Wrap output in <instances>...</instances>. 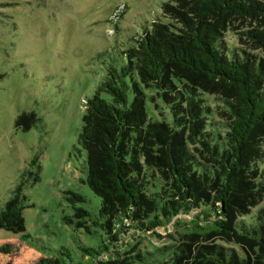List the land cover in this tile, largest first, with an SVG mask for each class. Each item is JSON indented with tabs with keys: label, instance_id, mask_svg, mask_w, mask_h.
I'll return each instance as SVG.
<instances>
[{
	"label": "trees",
	"instance_id": "16d2710c",
	"mask_svg": "<svg viewBox=\"0 0 264 264\" xmlns=\"http://www.w3.org/2000/svg\"><path fill=\"white\" fill-rule=\"evenodd\" d=\"M160 10L115 51L85 103L78 143L103 236L83 251L91 264H264V59L254 53L264 56V0ZM229 33L244 47L229 46ZM35 122L21 113L15 126ZM22 187L0 211L1 230L25 231ZM169 224L173 243L139 248L140 235Z\"/></svg>",
	"mask_w": 264,
	"mask_h": 264
},
{
	"label": "rangeland",
	"instance_id": "374dc122",
	"mask_svg": "<svg viewBox=\"0 0 264 264\" xmlns=\"http://www.w3.org/2000/svg\"><path fill=\"white\" fill-rule=\"evenodd\" d=\"M168 1L0 0V211L20 183L27 204L24 232L0 229V264H91L83 249L96 248L103 235L78 143L85 103L115 51L149 28ZM226 40L244 47L231 33ZM21 113L36 119L29 130L15 126ZM175 228L136 242L140 249L169 245Z\"/></svg>",
	"mask_w": 264,
	"mask_h": 264
}]
</instances>
